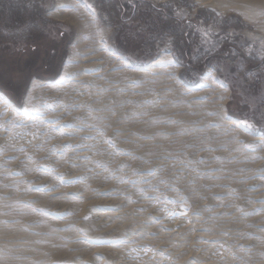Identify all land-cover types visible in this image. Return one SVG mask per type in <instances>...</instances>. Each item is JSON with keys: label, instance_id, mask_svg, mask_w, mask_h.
<instances>
[{"label": "rangeland", "instance_id": "rangeland-1", "mask_svg": "<svg viewBox=\"0 0 264 264\" xmlns=\"http://www.w3.org/2000/svg\"><path fill=\"white\" fill-rule=\"evenodd\" d=\"M0 108V264H264V0H0Z\"/></svg>", "mask_w": 264, "mask_h": 264}, {"label": "bare ground", "instance_id": "bare-ground-1", "mask_svg": "<svg viewBox=\"0 0 264 264\" xmlns=\"http://www.w3.org/2000/svg\"><path fill=\"white\" fill-rule=\"evenodd\" d=\"M61 1V0H59ZM72 20V19H71ZM102 32V31H101ZM102 36V35H101ZM102 38V37H101ZM100 38V39H101ZM89 47L91 46L90 44L88 45ZM81 48V46H80ZM77 47L75 48V51H76ZM105 49L104 48H97L95 49V51L92 53L93 55V58L95 60H92V61H89V64L87 65L88 68H89V71L93 74V75H99V72L103 69V66L104 64H102L101 60L103 59V56L105 54ZM81 72V70H80ZM73 73V67L71 65V63L69 62L64 70V76L63 77H67L68 75H72ZM82 73V72H81ZM95 73V74H94ZM208 73V72H207ZM212 74L213 72L212 71H209V73L207 74V76H205L202 80V82L196 87L194 88L193 90L194 91H197L195 92V94H200L201 91L205 90L204 88H206V86H209L212 82H213V77H212ZM192 90V89H191ZM38 93H39V87L38 85L36 84V82H34L31 86V89H30V92H29V95H28V98H27V107H30L33 102L36 100L37 96H38ZM7 104L5 103H1V107L3 108V111L4 112H8V106H6ZM225 106V105H224ZM0 111H1V108H0ZM263 140V139H262ZM178 208V207H177ZM176 208V209H177ZM168 209V208H167ZM180 209V208H179ZM166 211V210H165ZM181 212L175 210V207L174 209H170L168 211H166L165 213H161V217L162 218V226L163 227H166L168 229H177V227H179L183 222H185L183 220V216H182V213L184 214V212L180 209ZM163 212V211H162ZM104 220V219H103ZM105 221V220H104ZM185 224V223H184ZM204 243V242H202ZM204 245H206V243H204ZM200 246H203V245H200L199 244V247ZM207 247V246H205ZM202 248V247H201ZM218 248V246H217ZM200 249V248H199ZM203 249V248H202ZM215 249V248H214ZM211 250V249H210ZM214 252V251H212ZM218 252V250H217ZM217 252L213 253V254H216ZM220 252V251H219ZM213 254L211 256H213ZM220 254V253H218ZM221 254H222V251H221ZM220 254V256H221ZM152 255V254H151ZM224 255V254H223ZM215 256V255H214ZM220 256H215L214 258H219ZM150 257V253L148 254L147 253H144V252H140L138 250H132L130 251L125 257L123 258H119V261L121 264H137L140 260H143V259H147ZM153 257V256H152ZM213 258V257H212ZM223 258V256H222ZM154 259V257H153ZM207 259V258H206ZM148 260V259H147ZM212 260V259H211ZM147 262V261H146Z\"/></svg>", "mask_w": 264, "mask_h": 264}, {"label": "snow or ice", "instance_id": "snow-or-ice-1", "mask_svg": "<svg viewBox=\"0 0 264 264\" xmlns=\"http://www.w3.org/2000/svg\"><path fill=\"white\" fill-rule=\"evenodd\" d=\"M205 35H207V33L205 32Z\"/></svg>", "mask_w": 264, "mask_h": 264}]
</instances>
